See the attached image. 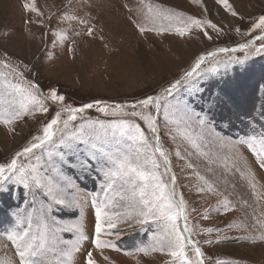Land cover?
<instances>
[{"label":"rangeland","instance_id":"374dc122","mask_svg":"<svg viewBox=\"0 0 264 264\" xmlns=\"http://www.w3.org/2000/svg\"><path fill=\"white\" fill-rule=\"evenodd\" d=\"M148 3L159 6L162 15L183 13L185 18L211 21L220 31L205 25L203 30L193 27L179 36L175 32V19L153 22L140 0H0V62L7 59L21 68L27 65L31 71L25 73V78L38 84L45 96L56 89L67 105L80 107L95 100L131 104L146 95L160 93L191 70L198 56L205 55L203 69L220 63L215 73H205L200 85L213 93L226 84L232 86L243 110L259 118L264 111V51L257 53L256 49L264 41L256 37L264 36V30L253 31V25L264 16V0H228L231 10H225L216 0H144L145 5ZM25 4L35 6L37 11L26 10ZM232 10L238 15L233 16ZM70 16L76 18L65 19ZM138 25L170 27V30L141 33ZM89 28L93 29L91 36L87 34ZM250 41L254 46L246 51L218 52L219 48H238ZM209 52L216 55L207 56ZM246 54L248 58L243 64L224 66L223 62L230 57L244 60ZM47 104L50 108L47 116L37 112L8 127L0 124V163L38 134V128L55 113L56 106L51 101ZM86 115L99 117L106 123L115 120L103 117L95 108ZM128 119L140 123L147 133L143 121ZM212 119L206 132L208 138L201 142V151L207 155H200L180 138L183 126L165 124L163 116L159 118L161 144L177 177V198L182 194L186 203L191 239L198 242L204 264H264V169L259 167L247 144L239 143L246 139L244 133L249 129L239 122L231 126L218 118ZM9 127L14 131H9ZM213 128L216 136L209 135ZM218 137L234 147H221ZM177 150L182 159L176 158ZM99 183V180L85 182L74 197L79 207L56 213L62 223L81 227L87 238L81 239V233L75 230L60 234L57 252L49 254L45 264H84L89 251L98 264H175L159 251L150 250L147 255L137 251L150 249L155 243L153 237L161 230L154 223L143 228L119 224L118 236L102 237L119 250L106 248L102 255L95 250L92 244L95 208L91 201L96 197L101 201L106 199ZM9 188L10 192L0 193V264H18L8 236L14 228L13 213L17 205L21 209L26 207L19 198L20 187L9 185ZM224 199L230 202L231 210L221 209ZM209 229L213 231L209 233ZM74 246L80 251L72 253ZM186 251L189 258L196 259L190 247Z\"/></svg>","mask_w":264,"mask_h":264},{"label":"snow or ice","instance_id":"6c2138e0","mask_svg":"<svg viewBox=\"0 0 264 264\" xmlns=\"http://www.w3.org/2000/svg\"><path fill=\"white\" fill-rule=\"evenodd\" d=\"M216 2L225 10H231L228 0ZM140 4L146 7L153 22L175 19V32L179 36H184L193 27L203 30L205 25L220 31L217 24L211 21H201L192 16L185 18L183 13L162 15L159 6L145 5L144 0H140ZM24 7L37 11L35 6L25 4ZM231 14L238 15L234 10ZM75 18L65 17L70 20ZM138 27L141 33L170 30V27L163 26L158 29L144 25ZM256 29L264 30V16L253 25V31ZM87 34L91 36L93 29L89 28ZM204 35L211 39L207 31ZM256 40L264 41V36H258ZM253 46L254 42L250 41L238 48H219L218 52L235 53ZM261 51H264V44L256 49L257 53ZM215 55L216 52L207 54ZM247 58V54L244 60L233 56L223 63L225 67L233 63L243 64ZM205 60V55L198 56L191 70L185 71L162 92L146 95L135 103L109 104L95 100L80 107L67 105L65 97L56 89L45 96L38 84L25 78V73L31 71L27 65L21 68L7 59L0 62V69L6 70L0 72V80L3 81L0 83V124L8 127L24 116H35L37 112L47 116L50 111L47 101L57 108L50 119L38 128V134L33 135L10 159L0 163V193L10 192L9 185L18 186L21 189L19 198L26 205L24 209L17 205L13 213L14 228L8 236L15 248L18 264H45V258L57 252L62 233L75 230L81 233V239L87 238L83 236L81 227L62 223L56 218V213L78 208L75 193L89 180H99V188L106 197L103 201L98 197L91 201L95 208V238L92 244L101 255L106 248L119 250L114 243L102 239L110 235L118 236L119 224L143 228L154 223L161 230L160 234L153 237L155 243L150 249L138 248V252L147 255L150 250L159 251L175 264H204V254L198 242L191 239L192 229L188 225L183 195L177 198V177L171 171L169 154L161 144L159 118L162 115L165 124L183 126L180 138L200 155H207L201 151V142L208 138L206 132L213 123L212 118L231 126L239 122L250 130L244 133L246 139L239 140V143L247 144L259 167L264 169V111L260 112L259 118L244 111L236 89L230 85L226 84L214 93L201 86L200 79L206 72L215 73L220 63L203 69L201 66ZM93 108L103 117L115 118L114 122L106 123L99 117H88L87 111ZM128 117L143 121L147 133L140 123ZM8 130L14 131L11 127ZM209 135L216 136L214 128ZM218 139L221 147H234L223 137ZM257 143L258 148L255 147ZM175 156L183 158L179 150ZM188 166L192 167L191 164ZM221 209L231 210L227 199L221 202ZM212 231L208 230L209 233ZM189 247L195 254V260L188 257L186 250ZM79 251L78 246L72 249V253ZM125 255L132 253L125 252ZM103 259L108 261L109 258L103 256ZM84 264H98L92 251L86 253Z\"/></svg>","mask_w":264,"mask_h":264},{"label":"trees","instance_id":"16d2710c","mask_svg":"<svg viewBox=\"0 0 264 264\" xmlns=\"http://www.w3.org/2000/svg\"><path fill=\"white\" fill-rule=\"evenodd\" d=\"M241 133H242V131H241Z\"/></svg>","mask_w":264,"mask_h":264}]
</instances>
